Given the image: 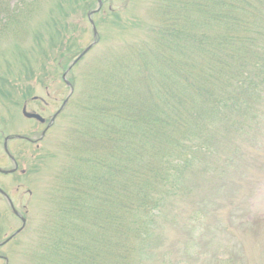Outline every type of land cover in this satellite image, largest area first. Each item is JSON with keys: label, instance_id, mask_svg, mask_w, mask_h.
<instances>
[{"label": "trees", "instance_id": "1", "mask_svg": "<svg viewBox=\"0 0 264 264\" xmlns=\"http://www.w3.org/2000/svg\"><path fill=\"white\" fill-rule=\"evenodd\" d=\"M93 1L65 0L33 35L41 6L0 0V40L12 39L21 59L0 53L2 104H25L34 83L68 68ZM146 3V22L114 12L117 37L79 78L64 138L32 158L29 173L53 162L54 174L29 264H151L176 200L225 223L212 200L227 174L236 186L250 170L264 173V0ZM242 255L222 264H249Z\"/></svg>", "mask_w": 264, "mask_h": 264}, {"label": "rangeland", "instance_id": "2", "mask_svg": "<svg viewBox=\"0 0 264 264\" xmlns=\"http://www.w3.org/2000/svg\"><path fill=\"white\" fill-rule=\"evenodd\" d=\"M19 1L12 0V4L16 5ZM30 1L32 4L41 6V11L39 10L36 19L33 20L34 23L32 22L34 25L33 35L37 22L43 20L45 15L51 13L58 5L66 4L65 0ZM103 2L102 11L93 17L101 36V42L68 76L79 88L82 86L79 81L80 72L85 70H83L84 66L87 64L91 66L97 59L95 55L101 54L104 47L113 44L114 36L117 37L116 33L119 29L114 28V23H116V13L114 12L122 10L126 18L137 15V20L141 22H146L145 18L148 19L146 0H103ZM92 4H94L93 9L98 8V0H94ZM72 19L73 22H79L78 16H74ZM81 26L82 29L84 28V34L81 37L83 40L82 47L86 49L94 42L93 27L89 18L83 16L80 18V29ZM136 27L138 32L133 34L139 37L141 34H138L144 26L138 24ZM22 40L25 41L23 49L29 51L33 47L34 37L28 36L26 39L25 36L22 37ZM11 42L12 39H5V37L0 40V53L4 52L8 63H11L17 56L13 53L17 46ZM20 60V58H15V61L19 62ZM65 71L64 69L58 71L50 81L34 83L32 98L37 96L48 102L49 106L46 107L41 102L32 103L29 106L30 111L44 114L47 119H51L55 115L70 93V89L63 81ZM9 76L11 78L12 74ZM14 79L15 75L10 80ZM20 103L14 102L6 106V104H2L0 99V168L4 170L14 169V163L4 149L6 138L29 136L37 140L46 128V126H39L34 121L26 120L23 116L24 103ZM71 116H73L72 109L59 118L41 144L44 154L47 151L56 150L57 142L68 128V119ZM258 139L264 146V139ZM8 145L20 164V172L13 177L12 175L0 174V187L12 196L22 215L27 209L29 217L27 215L26 230L18 239L0 249V255L6 257L9 264H29L28 250L37 245V229L44 223L46 197L49 196L50 177L54 173L53 162L50 166H44L37 174H21L22 170L27 169L29 171V168L35 164L32 157L36 154V148L18 140H12ZM261 160L264 162V158ZM51 169L52 171H50ZM227 175V178H233L231 176L233 174ZM205 177L210 178L208 175ZM227 178L224 188L220 187V192L212 200L218 212L225 214L226 222L223 221L222 223L221 221L220 223V220H214L212 216L208 218H203V215L200 217L191 216L193 210L191 203L186 202L184 197H182L184 201L176 200L174 203L176 213L162 217L158 223V233H161L157 240L160 245L155 250L158 259L153 257L150 261L151 264H164L161 261L157 262L158 260L164 261L165 264H222L224 259L241 253H243L242 258L249 264H264V173L250 170V176L237 179L239 181L236 186L231 185L232 180L229 181ZM17 189L20 190L19 193H17ZM29 191L32 192V195H29ZM8 210L10 211L9 205L0 197V242L10 238L22 227L21 220L17 217L14 218L13 214L8 213ZM240 214L244 220L240 221L242 223L238 226L237 223L232 222L235 221V216L241 217ZM217 218L220 219V216ZM167 219L169 221L166 222ZM171 247H174L172 251ZM0 264H7V262L3 259L0 260Z\"/></svg>", "mask_w": 264, "mask_h": 264}, {"label": "water", "instance_id": "3", "mask_svg": "<svg viewBox=\"0 0 264 264\" xmlns=\"http://www.w3.org/2000/svg\"><path fill=\"white\" fill-rule=\"evenodd\" d=\"M99 3H100V6L102 7V5H103V3H102V0H99ZM97 12H99V10L98 11H96V12H94V13H97ZM91 50V48H89L86 52H84V54L79 58V60L88 52V51H90ZM78 60V61H79ZM77 61V62H78ZM76 62V63H77ZM23 114H24V116L27 118V119H35V120H37V121H39V122H41V123H45L46 121L40 116V115H38V114H36V113H29L28 112V110H27V108H24V111H23ZM54 121V120H53ZM8 141V140H7ZM0 172L1 173H4V174H9L10 172H5V171H2L1 169H0ZM13 172V171H12ZM2 192V191H1ZM4 194V193H3ZM6 196V195H5Z\"/></svg>", "mask_w": 264, "mask_h": 264}]
</instances>
